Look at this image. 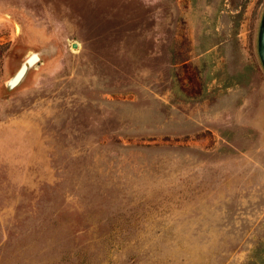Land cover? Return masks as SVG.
I'll return each instance as SVG.
<instances>
[{"label": "rangeland", "instance_id": "rangeland-1", "mask_svg": "<svg viewBox=\"0 0 264 264\" xmlns=\"http://www.w3.org/2000/svg\"><path fill=\"white\" fill-rule=\"evenodd\" d=\"M263 9L0 0V264H263Z\"/></svg>", "mask_w": 264, "mask_h": 264}, {"label": "water", "instance_id": "water-1", "mask_svg": "<svg viewBox=\"0 0 264 264\" xmlns=\"http://www.w3.org/2000/svg\"><path fill=\"white\" fill-rule=\"evenodd\" d=\"M257 53L260 62L262 64V67L264 68V9L260 17L259 27L257 32ZM38 59H39L38 53H32L31 55H29L26 58L25 62L21 65L19 71L9 80L8 84L10 86L16 85L22 79L28 67L32 66L36 61H38Z\"/></svg>", "mask_w": 264, "mask_h": 264}, {"label": "flooded vegetation", "instance_id": "flooded-vegetation-1", "mask_svg": "<svg viewBox=\"0 0 264 264\" xmlns=\"http://www.w3.org/2000/svg\"><path fill=\"white\" fill-rule=\"evenodd\" d=\"M18 71H19V70H18ZM18 71H17V72H18ZM17 72H16V73H17ZM16 73H15V74H16ZM15 74H14V75H15ZM14 75H13V76H14Z\"/></svg>", "mask_w": 264, "mask_h": 264}, {"label": "trees", "instance_id": "trees-1", "mask_svg": "<svg viewBox=\"0 0 264 264\" xmlns=\"http://www.w3.org/2000/svg\"><path fill=\"white\" fill-rule=\"evenodd\" d=\"M263 264H264V262H263Z\"/></svg>", "mask_w": 264, "mask_h": 264}]
</instances>
